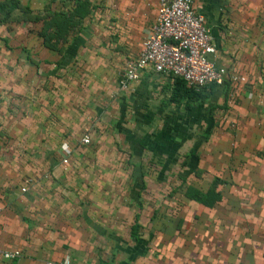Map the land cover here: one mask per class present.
Returning <instances> with one entry per match:
<instances>
[{
    "label": "rangeland",
    "instance_id": "obj_1",
    "mask_svg": "<svg viewBox=\"0 0 264 264\" xmlns=\"http://www.w3.org/2000/svg\"><path fill=\"white\" fill-rule=\"evenodd\" d=\"M83 1L87 5L78 11L73 0H0V167L45 171L47 157L59 159L56 148L44 143L45 136L39 139L38 133L49 132V123L39 124L38 118L46 106L43 99L48 106L56 105L57 95L70 100L76 140L72 142L71 163L62 175L63 182L57 180L63 191L52 195V201L74 203V219L87 212L90 231L96 233L103 226L107 233L118 235L123 245L134 214L144 224V234L151 220L178 212L179 206L189 201L185 197L188 190L202 191L215 173H223L225 144L234 134L229 117L232 106L228 104L238 105L252 94L248 103L253 109L255 106L258 120L264 123V65L254 63L244 69L234 66L235 60L226 67L247 78L242 92L226 104L219 89L212 96L204 94L189 111L177 110L182 115L177 118V114L170 113L174 108L167 102L171 83L168 77L159 89L146 86L145 96L137 103L111 89L113 76L122 71L126 61H122L121 68L108 72L112 75L108 81L99 84L90 80L98 66L68 60L74 57L68 50L76 41L97 50L94 39L98 42L111 25L105 21H111L112 0ZM91 25L97 30L92 31ZM87 28L89 31H85ZM39 63L43 69L52 65V70L43 75L45 69L40 71ZM106 83L111 89L105 94L108 98L104 102L96 100L98 92L104 93L102 86ZM38 90L49 91L50 97L42 93L44 98H39L34 95ZM151 93L156 96L150 97ZM96 104L103 108L98 113L87 112ZM44 116L52 120L53 115ZM83 135L88 136L89 143L79 146L77 139ZM208 148L212 150L209 160L204 152ZM214 158L222 162L213 161L214 166L210 163L202 168ZM30 176L22 177L27 185ZM218 178L222 180L218 188H223L224 180ZM118 197L120 206L111 207ZM106 205L109 207L103 208ZM98 222L102 226H95ZM100 244L104 248L112 245L107 239Z\"/></svg>",
    "mask_w": 264,
    "mask_h": 264
},
{
    "label": "crops",
    "instance_id": "obj_2",
    "mask_svg": "<svg viewBox=\"0 0 264 264\" xmlns=\"http://www.w3.org/2000/svg\"><path fill=\"white\" fill-rule=\"evenodd\" d=\"M112 3L111 21L109 18L105 21L111 25H107L98 42V38L94 39L97 50L81 41L74 42L68 50L74 56L68 60L99 67L94 77L89 75L95 83L108 81L112 77L108 72L121 68L123 60L127 62L137 56L146 29L155 17L156 0H112ZM194 8L204 17L213 38L215 53L209 58L216 65L226 67L235 60L233 65L244 66V69L254 63L264 65V36H256L264 35V0H194ZM89 27L92 31L98 28ZM108 39H113L111 44ZM48 66L51 67H45L44 71L39 63L43 75L52 70V65ZM120 74L121 70L113 76L111 89L137 103L142 95L145 96L146 86L159 89L166 79L145 71L122 89ZM94 87L105 88L96 98L104 102L108 98L105 94L111 91L110 84L102 87L95 84ZM42 93L50 97L49 91L38 90L34 95L41 98ZM154 95L156 93H151L150 97ZM57 97L55 106H48L43 99L46 106L38 122L49 123V132L41 131L38 136L42 139L44 135V143L54 146L60 158L67 147L68 163L64 166L60 158L47 157L49 165L45 171L0 167V249L20 252L18 259H0V264H60L64 258L70 264H264V123L258 120L255 106L253 109L248 103V97L238 105L227 103L232 106L229 117L234 134L225 144L223 173L213 175L224 180L223 188H218L220 201L212 208L184 201L172 217L151 220L144 236L133 245H129L128 240L120 245L118 235L107 233L99 222L95 226L102 227L96 233L90 231L87 212L74 219V203L52 201V195L63 191L57 180L63 182L62 175L71 163V146L75 139L71 124L72 102L65 101L61 95ZM97 104L87 108V112L98 113L103 105ZM172 107L174 110L170 113L175 115L181 109ZM50 113L52 120H45L44 115ZM179 116L181 113L177 118ZM79 138L77 144L80 146ZM204 152L208 153L205 154L209 160L212 150L208 148ZM44 156L45 159L47 155ZM213 161L218 159H210L202 168L210 163L214 166L216 162ZM27 174L32 175L27 179L28 185L26 178H22ZM21 188L25 191L20 192ZM110 206H120V198ZM106 207L109 206L103 208ZM137 222L144 226L140 217ZM106 239L112 244L110 248L100 244Z\"/></svg>",
    "mask_w": 264,
    "mask_h": 264
},
{
    "label": "built area",
    "instance_id": "obj_3",
    "mask_svg": "<svg viewBox=\"0 0 264 264\" xmlns=\"http://www.w3.org/2000/svg\"><path fill=\"white\" fill-rule=\"evenodd\" d=\"M215 53V45L205 20L194 8V0H156L155 17L146 29L137 56L125 63L120 74V88L135 82L142 72L149 71L162 76L177 77L194 91L208 86L223 87L227 84V99L238 96L247 82L243 73L232 72L216 65L209 57ZM89 138L83 135L79 144L87 145ZM62 165H67L69 149L62 150ZM25 189L21 188L20 192ZM17 250L0 249V259L16 260ZM50 264V263H46ZM60 264H70L64 258Z\"/></svg>",
    "mask_w": 264,
    "mask_h": 264
},
{
    "label": "trees",
    "instance_id": "obj_4",
    "mask_svg": "<svg viewBox=\"0 0 264 264\" xmlns=\"http://www.w3.org/2000/svg\"><path fill=\"white\" fill-rule=\"evenodd\" d=\"M74 7L76 10L81 11L85 9L87 3L83 0H73ZM58 26V25H57ZM56 26V27H57ZM58 28H57V31ZM55 32V33H56ZM171 79L169 94L167 98L168 104H172L174 107H180L184 111H189L193 104L195 105L203 99V95L212 96L216 90H221L223 92V101L226 104L228 87L225 84L223 87H215L213 85L204 87L199 91H194L193 89L187 87L183 80L177 77L167 76ZM224 107V106H223ZM222 183L218 177H212L209 186L205 191H200L198 189L192 188L187 191L186 199L195 202L203 207L212 208L221 199L220 191L218 190L219 184ZM138 214L133 215L132 223L128 231V243L133 245L136 243L137 239L144 236L141 232L143 229L141 225L138 224ZM147 250V249H146Z\"/></svg>",
    "mask_w": 264,
    "mask_h": 264
}]
</instances>
